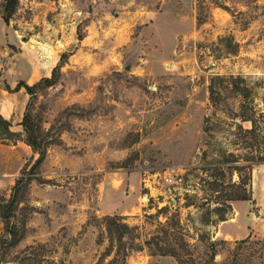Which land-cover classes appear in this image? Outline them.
Returning a JSON list of instances; mask_svg holds the SVG:
<instances>
[{"label":"rangeland","instance_id":"obj_1","mask_svg":"<svg viewBox=\"0 0 264 264\" xmlns=\"http://www.w3.org/2000/svg\"><path fill=\"white\" fill-rule=\"evenodd\" d=\"M0 22V87L30 85L0 120V264H264V162L245 234L209 188L235 124L264 139V0H0Z\"/></svg>","mask_w":264,"mask_h":264},{"label":"trees","instance_id":"obj_2","mask_svg":"<svg viewBox=\"0 0 264 264\" xmlns=\"http://www.w3.org/2000/svg\"><path fill=\"white\" fill-rule=\"evenodd\" d=\"M15 1V0H13ZM5 22L7 18H4ZM19 87H24L26 92L29 93L30 85L25 83H18ZM0 120L4 121L7 125L9 122L5 120L0 115ZM242 120H250L252 125L250 128H244L241 124H235L230 130V133L238 134V138L233 140L231 143H224L221 147H219L218 152L219 157L221 160L218 162L221 163H233L227 165V169H223L222 167H214L212 168L211 176L214 177L209 182V188L215 192H218V196L216 199H225L228 200H249L250 197L247 195L248 187L250 185L251 180V171H252V164L253 163H262L264 162V139L261 141L258 140V135L256 132L258 131L257 126L250 118H243ZM208 118L205 120L207 124ZM25 129H27L25 125ZM211 127L207 124L203 128L204 132H210ZM208 144V143H207ZM236 146L241 145L244 149V153L242 156H239L237 153L238 149H229L228 146ZM203 154H206V151H203ZM228 174V183L226 182L225 178ZM236 175V179L234 178ZM230 188V192L225 191L226 189ZM221 189V190H220ZM221 193V194H220ZM14 197L6 204L2 206V213L3 217L9 218L12 216L13 213V206H14Z\"/></svg>","mask_w":264,"mask_h":264},{"label":"crops","instance_id":"obj_3","mask_svg":"<svg viewBox=\"0 0 264 264\" xmlns=\"http://www.w3.org/2000/svg\"><path fill=\"white\" fill-rule=\"evenodd\" d=\"M161 8V4L157 7L156 13H158ZM146 15L149 13H153L151 11H144ZM9 33V27L6 23L0 22V38L3 34H5V39ZM12 37V36H11ZM42 68H37L35 72V76L46 75L45 69H43L44 73H41ZM29 77V76H28ZM28 77H21L25 84H28ZM17 79V78H16ZM27 79V80H26ZM5 84L7 85L6 89L0 87V115L8 120L10 123H16L18 121V116L20 112L23 110L26 103V93L24 92L22 87L16 89L15 79H10L8 75L5 77ZM21 115V114H20ZM19 142L16 144H12L10 149L15 150L18 153L16 147H18ZM251 200H238L232 203V207L237 212L235 217H230L229 219L223 221V226L227 230L230 231L231 234H245L248 231V224L252 221L250 217V203Z\"/></svg>","mask_w":264,"mask_h":264},{"label":"built area","instance_id":"obj_4","mask_svg":"<svg viewBox=\"0 0 264 264\" xmlns=\"http://www.w3.org/2000/svg\"><path fill=\"white\" fill-rule=\"evenodd\" d=\"M162 181L167 186L176 187L178 185H181L183 178L181 175L167 174L163 176Z\"/></svg>","mask_w":264,"mask_h":264}]
</instances>
